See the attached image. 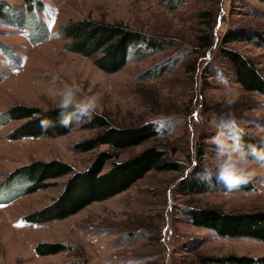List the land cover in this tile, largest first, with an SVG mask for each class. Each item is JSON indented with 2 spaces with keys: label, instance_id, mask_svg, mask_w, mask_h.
<instances>
[{
  "label": "rangeland",
  "instance_id": "obj_1",
  "mask_svg": "<svg viewBox=\"0 0 264 264\" xmlns=\"http://www.w3.org/2000/svg\"><path fill=\"white\" fill-rule=\"evenodd\" d=\"M40 1L30 12L23 0H0V113L16 105L56 109L60 89L75 83L97 98L96 110L114 125H156L157 136L116 151V160L158 146L171 165L44 225L24 217L53 202L68 176L27 195L21 185L7 186L0 191V264H202L208 257L264 256V242L221 237L193 220L203 208L264 211V163L253 162L248 182L232 191L205 173L213 140L229 119L244 130L245 142L260 145L264 137V96L245 90L221 52H238L264 76V0ZM87 17L138 29L160 47L104 72L91 58L67 51V39L57 33L71 19ZM26 121L0 126V181L34 160L60 159L85 171L101 152L112 151L108 145L75 150L76 142L99 132L81 125L58 137L11 139ZM39 242H65L72 250L40 256Z\"/></svg>",
  "mask_w": 264,
  "mask_h": 264
},
{
  "label": "trees",
  "instance_id": "obj_2",
  "mask_svg": "<svg viewBox=\"0 0 264 264\" xmlns=\"http://www.w3.org/2000/svg\"><path fill=\"white\" fill-rule=\"evenodd\" d=\"M30 12H34L40 0H23ZM58 35L67 39L65 49L69 52L91 58L94 64L107 73L122 70L133 58H142L148 52L158 49L160 41L138 29L119 22H107L92 18L71 19L58 30ZM233 39L229 37L227 41ZM205 40V37H204ZM205 47L211 41L205 42ZM233 65L239 82L247 91H254L264 96V76L248 59L234 50L221 48ZM27 121L12 133L11 139L58 137L69 133L77 125L99 129L94 136L74 144V149L81 152L91 151L99 146L108 145L112 151H103L85 171H75L72 164L60 159L34 160L21 165L0 181V191L10 185H21L22 195L56 186L57 179L68 176L64 190L50 204L25 215L24 222L44 225L49 222L66 219L85 208L87 205L104 201L130 188L152 169L169 168L171 162L164 159L165 151L152 146L135 157L125 161L117 159L120 149L134 147L157 136L154 123L129 127L113 124L105 113L96 112L90 121L75 124L70 128L60 126L58 108L40 109L36 106L16 105L0 113V126L11 120ZM51 126L41 127V121ZM246 148L250 145L242 139ZM261 145H257L260 147ZM109 170L104 171L108 162ZM244 185V184H243ZM245 188H250L246 185ZM19 196V195H16ZM194 224L214 231L221 237L251 238L264 242V211L231 214L212 208H203L194 214ZM72 250L65 242H39L35 246L40 256ZM202 264H264V256L230 255L227 257H208Z\"/></svg>",
  "mask_w": 264,
  "mask_h": 264
},
{
  "label": "clouds",
  "instance_id": "obj_3",
  "mask_svg": "<svg viewBox=\"0 0 264 264\" xmlns=\"http://www.w3.org/2000/svg\"><path fill=\"white\" fill-rule=\"evenodd\" d=\"M228 103H232L231 100ZM98 100L85 93L79 85L65 84L58 94V119L62 127L70 128L75 124L90 121L96 112ZM228 127L222 129L214 138L216 146L212 165L205 169L206 178L211 179L213 173L216 180L223 183L227 191H232L246 184L252 175L249 167L253 162L264 163V137L260 147L242 143L243 129L234 119L228 120ZM51 125L41 121V127Z\"/></svg>",
  "mask_w": 264,
  "mask_h": 264
}]
</instances>
